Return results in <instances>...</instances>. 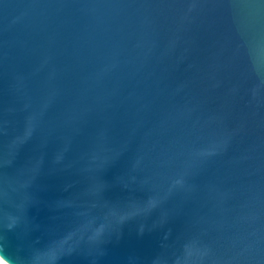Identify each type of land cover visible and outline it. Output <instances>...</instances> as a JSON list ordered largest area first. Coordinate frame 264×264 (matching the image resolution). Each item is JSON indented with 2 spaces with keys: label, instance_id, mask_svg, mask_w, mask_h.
I'll list each match as a JSON object with an SVG mask.
<instances>
[{
  "label": "water",
  "instance_id": "water-1",
  "mask_svg": "<svg viewBox=\"0 0 264 264\" xmlns=\"http://www.w3.org/2000/svg\"><path fill=\"white\" fill-rule=\"evenodd\" d=\"M0 258L264 264V0H0Z\"/></svg>",
  "mask_w": 264,
  "mask_h": 264
},
{
  "label": "bare ground",
  "instance_id": "bare-ground-1",
  "mask_svg": "<svg viewBox=\"0 0 264 264\" xmlns=\"http://www.w3.org/2000/svg\"><path fill=\"white\" fill-rule=\"evenodd\" d=\"M0 264H8L2 258H0Z\"/></svg>",
  "mask_w": 264,
  "mask_h": 264
}]
</instances>
